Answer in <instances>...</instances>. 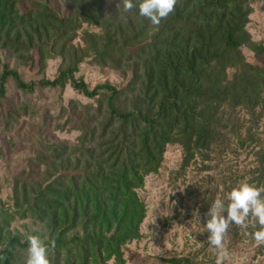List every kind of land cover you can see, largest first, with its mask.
<instances>
[{"label":"trees","instance_id":"obj_1","mask_svg":"<svg viewBox=\"0 0 264 264\" xmlns=\"http://www.w3.org/2000/svg\"><path fill=\"white\" fill-rule=\"evenodd\" d=\"M253 1L178 0L156 27L139 15V0L130 13L117 7L120 0H0V99L13 80L29 94L70 85L93 101L61 107L56 128L73 126L76 142L37 140L43 153L15 182L16 212L47 227L51 264H107L113 257L125 264L123 250L141 239L147 214L139 191L169 146L183 149V171L198 158L218 163L251 149L253 169L226 167L218 184L225 195L244 181L264 185V66L243 52L264 59V43L249 31ZM58 58V73L48 79V63ZM86 61L130 79L92 89L76 77ZM13 65L41 78L27 82ZM230 226L235 242L254 240L260 227L251 218L247 228ZM27 248L13 238L0 249V264H26Z\"/></svg>","mask_w":264,"mask_h":264},{"label":"rangeland","instance_id":"obj_2","mask_svg":"<svg viewBox=\"0 0 264 264\" xmlns=\"http://www.w3.org/2000/svg\"><path fill=\"white\" fill-rule=\"evenodd\" d=\"M252 7L249 31L254 41L264 43V0H254ZM60 9L67 13L66 7L60 6ZM243 52L250 62L264 66V59H255L248 49ZM60 65L61 59L50 60L46 77L53 79ZM13 67L18 68L27 82L41 78L27 66ZM76 77L83 79L92 89L105 83L122 87L130 79L88 61L80 66ZM71 101L93 103L70 85L65 90L39 89L29 94L20 91L13 80L7 84L6 98L0 99V249L8 247L13 238L26 243V237L34 234L49 242L47 227L37 225L31 218L23 219V209L16 212L14 187L26 170L27 161L43 153L37 140L44 143L76 142L79 132L73 130V126L65 130L56 128L61 107L67 108ZM9 112L21 115L18 120L8 123L6 116ZM259 133L264 139V119ZM224 159L217 163L198 158L183 171V149L179 145L167 148L162 167L146 177L145 187L139 191L147 214L141 226V239L131 242L123 250L125 264H216L220 250L209 245L210 233L204 230V226L209 219L206 214L215 199L220 197L224 202L228 201V193L225 195L226 191L218 180L228 174L226 167L235 173L247 172L256 163L251 149L238 156L230 154ZM204 165L210 168L202 170ZM211 195L214 201L210 204ZM229 230L224 241L228 255L223 264H264V245H257L255 240L249 239L235 242ZM74 235L77 231L62 238L68 242ZM113 264L117 263L113 261Z\"/></svg>","mask_w":264,"mask_h":264},{"label":"clouds","instance_id":"obj_3","mask_svg":"<svg viewBox=\"0 0 264 264\" xmlns=\"http://www.w3.org/2000/svg\"><path fill=\"white\" fill-rule=\"evenodd\" d=\"M122 3L123 12L130 13L137 5L134 0H120L117 7ZM178 0H139V15L150 20L153 26L158 27L162 20L168 18L175 11ZM228 203L217 197L207 212L204 230L209 232V245L219 249L216 264H223L227 257L224 241L230 225L233 223L247 228L249 219H254L260 226L252 233L257 245H264V185L257 186L246 181L241 182L228 193ZM226 213V215H225ZM27 260L26 264H51L48 258V246L38 235L26 237ZM55 247V241L51 242ZM113 257L107 264H113Z\"/></svg>","mask_w":264,"mask_h":264}]
</instances>
